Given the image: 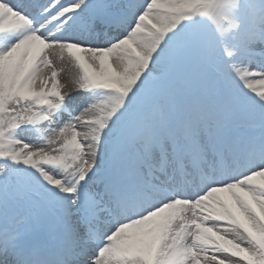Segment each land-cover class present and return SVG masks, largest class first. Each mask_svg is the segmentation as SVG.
<instances>
[{
  "label": "snow or ice",
  "instance_id": "1",
  "mask_svg": "<svg viewBox=\"0 0 264 264\" xmlns=\"http://www.w3.org/2000/svg\"><path fill=\"white\" fill-rule=\"evenodd\" d=\"M0 264H264V0H0Z\"/></svg>",
  "mask_w": 264,
  "mask_h": 264
}]
</instances>
